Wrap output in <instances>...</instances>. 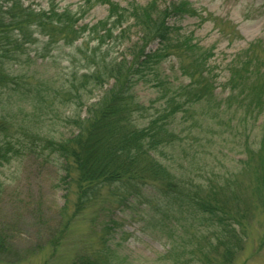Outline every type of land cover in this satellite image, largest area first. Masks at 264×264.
Segmentation results:
<instances>
[{"label": "trees", "instance_id": "obj_1", "mask_svg": "<svg viewBox=\"0 0 264 264\" xmlns=\"http://www.w3.org/2000/svg\"><path fill=\"white\" fill-rule=\"evenodd\" d=\"M94 5L106 7L105 17L82 23L83 7ZM185 17L200 19L188 0H86L76 10L0 0V204L2 170L28 155L55 166L64 192L54 234L34 250L19 251L12 223L0 221V263L18 264L45 245L51 259L83 225L87 237L68 264H135L109 242L112 226L101 235L94 227L101 214L137 204L140 231L166 234L161 264H249L264 249V142L248 144L234 171L198 161L205 121L230 109L264 119V44L226 63L227 96L217 101L212 49L182 32ZM55 52L67 71L53 84L30 73ZM166 61L182 81L165 73ZM140 84L154 90L147 104L135 94ZM29 99L33 110L22 109ZM253 228V255L241 258Z\"/></svg>", "mask_w": 264, "mask_h": 264}, {"label": "rangeland", "instance_id": "obj_2", "mask_svg": "<svg viewBox=\"0 0 264 264\" xmlns=\"http://www.w3.org/2000/svg\"><path fill=\"white\" fill-rule=\"evenodd\" d=\"M84 1L86 0H22L26 6L35 10L47 8L48 4L76 10ZM113 1L124 6L132 0ZM133 1L144 5L149 0ZM188 1L199 12L200 19L185 17L179 24L182 32L192 35V43L198 47L212 49L213 57L209 63L213 75L216 76L214 95L217 101H222L227 96V91L223 89L227 76V72L224 71L226 63L234 55L245 50L250 43L260 40L264 44V0ZM82 11L85 12L81 19L82 23L93 24L106 15L104 5H94L89 8L85 6ZM152 48L155 46L153 45ZM60 57L61 54H56L55 59L38 60L31 66L30 73L43 82L53 84V79L57 75L67 71V62ZM171 65L172 61H166L162 64V68L171 79L177 80L176 82L182 81L183 78L174 67L169 73L172 70ZM135 94L141 103L147 104L154 97V90L140 84L136 86ZM34 104L35 101L29 99L28 102L22 103L21 107L33 110ZM61 109L64 115L71 114L65 107ZM233 110L222 112L215 121H205L208 139L202 142L205 144V149L204 151L199 149L198 161L206 167L214 166L216 171L236 170L239 160L245 156V147L248 144L256 146L264 142L262 116L254 121ZM217 122L220 124H216ZM2 173L6 190L0 204V221L12 223V228L15 229L14 245L19 251L34 250L54 234L59 222L58 214L64 204V192L57 185L55 166L34 155H28L21 160H14L2 170ZM142 209L143 205L137 204L132 205L131 208L115 209L107 217L101 214L94 228L101 235L105 225L112 226L113 230L107 236L109 242L119 254L128 257L135 264H161V256L169 248L166 234L162 233L158 239L140 231L137 216ZM109 220L111 222H108ZM259 232L260 230L252 229L247 250L241 258L253 255L250 253L256 246ZM87 233L84 226L80 225L79 228L68 233L63 246L53 258H49V247L45 245L38 255H29L28 259L18 264H45L44 261L47 259L48 264H68L77 244L86 239ZM249 264H264V249L250 259Z\"/></svg>", "mask_w": 264, "mask_h": 264}]
</instances>
